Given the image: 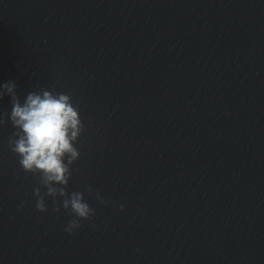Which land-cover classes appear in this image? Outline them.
I'll list each match as a JSON object with an SVG mask.
<instances>
[{"label":"clouds","instance_id":"9594fccd","mask_svg":"<svg viewBox=\"0 0 264 264\" xmlns=\"http://www.w3.org/2000/svg\"><path fill=\"white\" fill-rule=\"evenodd\" d=\"M6 95L11 108L0 112V126L11 124L9 150L17 157L20 169L36 182L32 191L35 209L46 213L50 199L53 211L60 213L63 209L68 213L70 219L64 231L73 234L81 227V221H91L96 215L85 193H94L101 204L108 203L92 185L84 186L83 191H69L74 172H79L73 168L81 156L76 144L85 132L80 108L70 93L39 86L21 101L14 81L0 85V100ZM26 203L21 201L20 208Z\"/></svg>","mask_w":264,"mask_h":264}]
</instances>
